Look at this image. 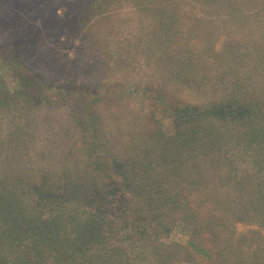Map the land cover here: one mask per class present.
Instances as JSON below:
<instances>
[{"label":"rangeland","instance_id":"374dc122","mask_svg":"<svg viewBox=\"0 0 264 264\" xmlns=\"http://www.w3.org/2000/svg\"><path fill=\"white\" fill-rule=\"evenodd\" d=\"M158 5L170 8L169 16L176 12L180 26L169 31L162 16L155 19L138 0H0V175H15L31 192L33 182H56L69 170L73 179L92 181L109 151H98L84 135L89 120L100 129L92 131L101 137L99 148L108 141L119 160L122 139L152 115V125L172 133L178 103L232 98L251 81L259 99L264 96V66L257 61L264 53V0ZM242 150L230 160L241 167ZM239 194L230 184L223 197L225 212L233 210L235 218ZM261 218L253 216L258 233L247 239L249 228L238 225L240 246L258 249ZM228 230L216 237L213 228L205 229L204 247L224 249L223 257L235 252ZM192 231L179 219L162 235L160 242L181 253L175 264L210 262L193 247L199 239ZM243 248L241 257L248 255Z\"/></svg>","mask_w":264,"mask_h":264},{"label":"trees","instance_id":"16d2710c","mask_svg":"<svg viewBox=\"0 0 264 264\" xmlns=\"http://www.w3.org/2000/svg\"><path fill=\"white\" fill-rule=\"evenodd\" d=\"M138 1L155 19L162 16L169 31L177 22L180 26L176 12L167 15L170 8H160L159 0ZM205 46L209 54L210 46ZM257 61L264 66V53ZM253 85L242 84L232 98L178 103L169 134L152 125V115L122 139L119 160L108 141L99 148L101 137L92 132L97 124L89 120L84 135L98 151H109L92 181L73 179L69 170L56 182L48 177L33 182L31 192L30 186L20 187L15 175L1 174L0 264H175L181 253L160 241L179 219L193 226L199 241L192 245L209 255L208 264H264V233L259 231L258 249L253 250L245 242L240 246L237 230L247 226V239L258 233L253 216L260 214L264 223V96L259 99ZM237 149L247 154L242 167L230 161ZM230 184L240 191L236 218L223 206ZM228 227L235 252L223 257L224 249L213 253L204 247L205 229L213 228L219 237V229ZM242 245L245 257L239 254Z\"/></svg>","mask_w":264,"mask_h":264}]
</instances>
